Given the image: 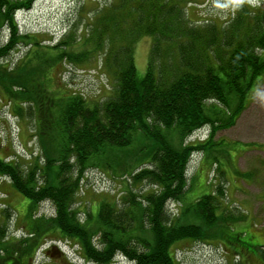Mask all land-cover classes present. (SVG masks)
I'll return each instance as SVG.
<instances>
[{
    "label": "trees",
    "instance_id": "trees-1",
    "mask_svg": "<svg viewBox=\"0 0 264 264\" xmlns=\"http://www.w3.org/2000/svg\"><path fill=\"white\" fill-rule=\"evenodd\" d=\"M33 1L0 0V87L13 90L18 84L26 90V103L33 102L30 92L24 82L16 83L12 76L16 68L8 57L12 48L20 49L23 44L42 47L38 41H29V34L20 31L16 19L20 7ZM194 3L195 0H98L96 8L87 12L86 21L83 19L81 31L77 32V24L52 47L56 55L35 56L46 66L58 61L79 65L97 58L110 81L108 93L87 95L73 91L58 103L46 99L45 91L34 86L36 99L42 95L47 100L38 108V115L51 126L36 129L43 152L34 159L20 158L23 162L16 156L19 160L15 159L14 168L4 167L6 163L0 159V171L31 200L34 208L48 201L55 207L49 221L41 223L47 227L39 225L37 231L48 230L46 236L56 234L57 241L75 240L85 260L94 264H111L117 255L134 264H180L177 243L186 239L212 242L217 235L223 239L219 244L233 249L239 259L237 264H250L248 257L252 256L246 255L243 261L241 254L251 247L264 258V253L259 252L264 246H240L223 233L222 227H211L209 232V227L194 222L180 223L181 216L174 217L169 208L171 200L183 206L190 187L191 156L206 149L205 143H189L187 139L205 126L214 131L234 123L256 80L264 77V3L239 1L225 21L193 20L187 7ZM6 30L7 38L3 35ZM143 36L151 39V45L146 73L139 78L135 45ZM30 51L33 55V49ZM4 66L11 72L3 71ZM233 103L235 108L230 109ZM54 105L59 109L56 131H52L55 122L50 120ZM137 133L151 136L156 142L150 160L129 174L133 182L145 185L138 192L142 197L136 196L133 187L123 189L126 196L121 200L100 202L97 219L92 223L90 205H78L83 203L78 196L80 190L83 192L88 169L97 168L90 160L107 147L131 144ZM172 137H178L177 144L170 142ZM49 139L55 148L47 143ZM216 144L213 146L221 143ZM224 195L221 184L198 197L193 218L214 224ZM2 208L7 220H11L13 208ZM5 231L0 228L1 234ZM45 238L40 239L33 254Z\"/></svg>",
    "mask_w": 264,
    "mask_h": 264
},
{
    "label": "rangeland",
    "instance_id": "rangeland-1",
    "mask_svg": "<svg viewBox=\"0 0 264 264\" xmlns=\"http://www.w3.org/2000/svg\"><path fill=\"white\" fill-rule=\"evenodd\" d=\"M239 1L243 3L245 0H195V3L188 6L187 10L193 20L205 18L225 21L237 9ZM249 1L264 3V0ZM97 2L98 0H34L28 6H21L22 8L20 7L17 11L16 19L20 31L29 34V41H38L42 47L34 48V45L30 47L29 44H23L20 49L12 48L9 53V63H13L10 65L16 68L12 76L17 79L16 83L24 82L33 102H23L26 90L18 84L13 87V90L9 88L7 95L4 94L5 88L0 87V144L3 145L0 146V157H5L12 151L14 156H19V159L29 160L31 156L32 159L39 156L41 150L43 152V145L38 141L36 129H44L45 124L50 126L38 115V108L43 101L47 100L43 99L42 95L36 99L38 93L33 90L34 86H39L45 91L46 99L56 103L73 91L87 95L109 92L110 81L100 68V59L96 58L92 62L79 65L68 61L66 63L58 61L46 66L39 63L35 57L36 54H43L46 58L56 55V50L52 47L65 33L77 27V24L79 26L76 30L79 33L83 19L86 21L88 17L87 12L96 8ZM73 22L76 24L72 27ZM69 26L72 28L70 29ZM3 35L7 38L8 30ZM150 45L151 39L147 36L139 38L135 45V61L139 78H143L146 73ZM32 49L33 55L29 54ZM30 59H32L31 63ZM6 69L7 67L4 66L3 71L7 72ZM8 71L11 72V70ZM256 82L245 108L240 111L234 123L224 124L214 131L211 126H205L187 139L189 143H205L206 149L195 151L191 156L190 187L183 197V206L173 200L169 202L171 214L174 217L181 216L180 223L194 222L199 226L209 227V232L215 228L218 230L223 228V233L237 240L240 246H253V244L264 246V77ZM9 101L12 104H7ZM11 105L12 108L17 109L14 111ZM234 108L233 103L230 109ZM50 109L52 115L50 120L52 124L55 122L52 131H56L59 109L55 105ZM227 120L229 121L230 118ZM209 135L210 138H208ZM170 142L177 144L178 137H172ZM47 143L55 148L54 142L50 139ZM216 143H221L217 146L218 148L213 146L217 145ZM155 144L151 136L137 133L131 144L124 147H107L101 154L90 160V163L95 164L97 168L88 169L86 182L83 183V192H85L83 194L80 190L81 193L79 192L78 196L83 203L78 205L80 208H85L86 204L90 205L89 210L93 213L92 223L97 219L100 202L114 201L117 198L121 200V197L126 196V192H122L123 189L133 187V191L137 193L136 196L142 197V193L138 194V192L140 188H146L145 185L133 182L129 174L150 160ZM215 158L217 163H214ZM14 159L17 162L19 160L15 157ZM20 161L23 162L21 159ZM221 184L224 186L225 195L222 197V208L216 212L214 224L208 225L207 220L193 218L196 199L203 194L211 193ZM6 185L7 183L1 186ZM11 191L9 199L13 207L12 219L7 220L5 209H0V226L3 225L6 230L5 234L0 233V264H20L34 255L35 262L32 264H61L54 258L55 256L47 257L44 253L45 247L54 243L62 245L74 262L85 264L84 259L77 258L75 249L56 240V234L48 237L46 236L48 230L37 231L39 225L47 227L41 223L49 221L54 215L55 207L51 202L41 203L36 209L31 200L13 185ZM86 200L89 203H84ZM36 210H38L37 213H35ZM184 211L186 214L182 215ZM8 221L9 224H7ZM48 225L51 227L50 222ZM240 232L243 233L239 234ZM219 236L217 235L212 242L186 239L177 243L175 247L180 248L176 253L177 260L180 264L239 263V259L230 246L219 244L223 240ZM42 238H45V243L33 254ZM259 252L264 253V248ZM246 255L252 256L248 257L250 264H264V258L262 259L253 247L241 254V260L245 261ZM114 264L133 263L129 259L118 258Z\"/></svg>",
    "mask_w": 264,
    "mask_h": 264
},
{
    "label": "flooded vegetation",
    "instance_id": "flooded-vegetation-1",
    "mask_svg": "<svg viewBox=\"0 0 264 264\" xmlns=\"http://www.w3.org/2000/svg\"><path fill=\"white\" fill-rule=\"evenodd\" d=\"M12 84V83H11ZM12 89V88H11ZM8 90V89H7ZM7 90H4V94L7 95ZM1 91V88H0ZM1 94V92H0ZM8 104V103H7ZM12 108V105L10 106ZM14 111L16 110L15 108H12ZM0 146H3L2 144H0ZM1 160H4V163H6L4 165V167L6 166H10L11 168L15 167V159H14V155L13 152L11 151V153H9V155L5 156V157H0ZM7 185L5 187H2V184H6ZM11 183L9 178L6 176V174H3L2 171H0V193H4V196H2L0 194V209L2 208V206H9L11 209L13 208L11 205V200L9 199V195L12 193L11 191ZM59 242H62L63 244H67V246L69 248L75 249V254L77 256V258H81L84 259L85 264H89L88 260H85L82 249H81V245L76 243L75 240L72 239H65V238H61L58 240ZM43 243H45V240L42 241ZM56 242V241H54ZM43 243L41 245H43ZM40 245V246H41ZM39 246V248H40ZM77 250V252H76ZM44 253L47 254V257H54L56 258V260H58L61 264H78L76 262L73 261V258L70 257L66 251V249H63L62 245H56L54 244H50L48 247H45L44 249ZM44 254V255H45ZM33 262H35V255L34 256H30L26 262H22L20 264H32ZM114 264V263H112Z\"/></svg>",
    "mask_w": 264,
    "mask_h": 264
}]
</instances>
